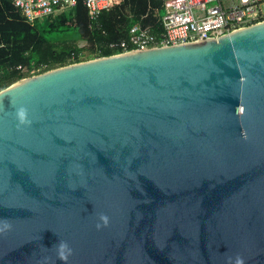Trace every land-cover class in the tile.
<instances>
[{"label": "water", "instance_id": "95a60500", "mask_svg": "<svg viewBox=\"0 0 264 264\" xmlns=\"http://www.w3.org/2000/svg\"><path fill=\"white\" fill-rule=\"evenodd\" d=\"M237 257L264 264V20L0 90V264Z\"/></svg>", "mask_w": 264, "mask_h": 264}, {"label": "trees", "instance_id": "16d2710c", "mask_svg": "<svg viewBox=\"0 0 264 264\" xmlns=\"http://www.w3.org/2000/svg\"><path fill=\"white\" fill-rule=\"evenodd\" d=\"M165 0H121L91 18L83 0L34 23L12 0H0V90L48 69L117 52L138 23L157 33Z\"/></svg>", "mask_w": 264, "mask_h": 264}, {"label": "built area", "instance_id": "2783aa9c", "mask_svg": "<svg viewBox=\"0 0 264 264\" xmlns=\"http://www.w3.org/2000/svg\"><path fill=\"white\" fill-rule=\"evenodd\" d=\"M26 18L34 23L75 6L77 0H12ZM121 0H83L91 18ZM264 0H165L161 30L154 33L141 24L129 29L127 39L110 47L118 53L166 46L206 38H217L247 25L263 21ZM37 70H32V75Z\"/></svg>", "mask_w": 264, "mask_h": 264}, {"label": "clouds", "instance_id": "9594fccd", "mask_svg": "<svg viewBox=\"0 0 264 264\" xmlns=\"http://www.w3.org/2000/svg\"><path fill=\"white\" fill-rule=\"evenodd\" d=\"M27 109L24 106H20L16 109V115L21 124L28 123L29 121L26 119ZM101 220L105 223L107 222V217L104 214H101ZM100 225H97L99 227ZM3 227L8 228L10 224L7 221L3 222ZM72 248L68 244L67 241H60L58 243V258L61 260H67L68 256L71 254ZM235 264H243L242 258L237 257Z\"/></svg>", "mask_w": 264, "mask_h": 264}, {"label": "rangeland", "instance_id": "374dc122", "mask_svg": "<svg viewBox=\"0 0 264 264\" xmlns=\"http://www.w3.org/2000/svg\"><path fill=\"white\" fill-rule=\"evenodd\" d=\"M261 7H262V9L264 10V4H262ZM41 20H43V19H41ZM41 20H38V21H41Z\"/></svg>", "mask_w": 264, "mask_h": 264}]
</instances>
